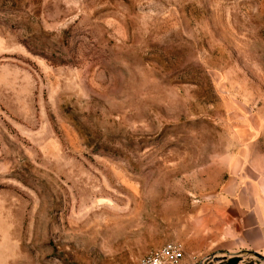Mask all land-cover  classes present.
Listing matches in <instances>:
<instances>
[{"label":"rangeland","instance_id":"374dc122","mask_svg":"<svg viewBox=\"0 0 264 264\" xmlns=\"http://www.w3.org/2000/svg\"><path fill=\"white\" fill-rule=\"evenodd\" d=\"M252 200L264 0H0V264H264L210 221Z\"/></svg>","mask_w":264,"mask_h":264},{"label":"crops","instance_id":"0c3cea01","mask_svg":"<svg viewBox=\"0 0 264 264\" xmlns=\"http://www.w3.org/2000/svg\"><path fill=\"white\" fill-rule=\"evenodd\" d=\"M238 203L235 205L236 214L230 217L228 222L216 217L210 220L217 225L215 228L220 232V239L231 240L220 241L217 244L218 248L226 252L237 250L264 257V200L262 202L252 200L243 211L244 207L240 206L243 203Z\"/></svg>","mask_w":264,"mask_h":264},{"label":"built area","instance_id":"2783aa9c","mask_svg":"<svg viewBox=\"0 0 264 264\" xmlns=\"http://www.w3.org/2000/svg\"><path fill=\"white\" fill-rule=\"evenodd\" d=\"M182 259V248L178 244L170 243L151 251L141 258L137 264H181Z\"/></svg>","mask_w":264,"mask_h":264},{"label":"water","instance_id":"95a60500","mask_svg":"<svg viewBox=\"0 0 264 264\" xmlns=\"http://www.w3.org/2000/svg\"><path fill=\"white\" fill-rule=\"evenodd\" d=\"M252 255L262 261H264V257L258 255V254H255V253H252ZM214 262H216L217 264H238L239 262H241V258L237 257V256H234V257H231L229 259H225V258H214L213 259Z\"/></svg>","mask_w":264,"mask_h":264}]
</instances>
